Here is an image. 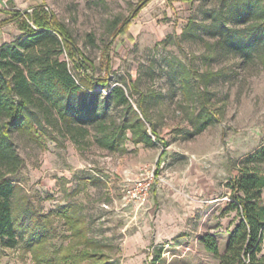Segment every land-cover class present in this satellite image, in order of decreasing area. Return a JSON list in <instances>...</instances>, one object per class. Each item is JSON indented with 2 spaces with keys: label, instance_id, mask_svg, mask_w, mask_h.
<instances>
[{
  "label": "rangeland",
  "instance_id": "1",
  "mask_svg": "<svg viewBox=\"0 0 264 264\" xmlns=\"http://www.w3.org/2000/svg\"><path fill=\"white\" fill-rule=\"evenodd\" d=\"M140 1H34L46 2L68 25L97 76L106 74L103 50L113 41L111 83L137 82L140 92L131 100L137 107L143 96L160 140L136 142L128 131L123 148L110 151L91 135L80 146L68 136L62 143H40L18 135L25 165L16 174L13 205L17 216L30 215L18 226V242L0 246V264H220L201 237L214 234L225 252L240 219L227 210V183L264 144V44L255 42L250 53L237 44L247 41L256 17L246 15L244 22L236 13L255 0H150L129 23L130 36L113 37L112 21L121 23ZM256 2L264 8V0ZM7 3L9 9L25 8ZM4 31L11 40L21 35L16 22ZM61 56L73 73H84L66 52ZM185 68L192 73V96L180 78ZM211 72L213 78L204 77ZM200 88L207 90L206 104L216 117L197 131L204 105L196 96ZM96 90L105 95L109 88ZM123 114L122 108L112 111L118 121ZM144 169L154 177L149 195L140 199L133 189ZM64 210L83 218L84 233L75 232ZM87 246L103 261L72 262L70 255ZM257 255L256 264H264V239Z\"/></svg>",
  "mask_w": 264,
  "mask_h": 264
},
{
  "label": "trees",
  "instance_id": "2",
  "mask_svg": "<svg viewBox=\"0 0 264 264\" xmlns=\"http://www.w3.org/2000/svg\"><path fill=\"white\" fill-rule=\"evenodd\" d=\"M148 1L141 0L121 23L118 19L112 21V36H130L129 23ZM5 10L10 17L0 20V25L15 21L21 32L0 46V246H14L18 242V226L30 215L17 216L13 205L18 192L16 174L25 165L18 135L40 143L44 138L62 143V137L68 136L79 146L91 135L99 146L110 151L123 148L128 131L132 132L133 140L147 145L155 144L160 135L152 125L143 96L137 101V107L131 100L135 92H140L137 82L129 84L126 78H120L111 83L112 40L106 42L103 50L106 74L97 76L71 29L46 2L32 6V10ZM236 14L244 22L246 15L256 17L246 33L247 41H237L243 52L250 53L255 42L264 44V8L256 0L245 1ZM190 26L194 29V22ZM63 52L78 71L84 70L83 74L71 71L68 61L61 56ZM215 75L211 72L204 77L210 80ZM180 76L185 94L192 96L191 71L185 68ZM97 85L108 87L107 94L96 90ZM206 92L200 88L196 93L204 104L197 131L216 117L206 104ZM119 108L124 112L121 121L112 116V111ZM227 185L232 195L227 210H235L240 219L230 232L225 252H220L214 234L203 235L201 241L220 257V264H256L264 239V144L244 158L239 173ZM64 216L75 232H85L86 226H80L85 223L82 217L68 210H64ZM83 236L87 243H93L88 234ZM70 257L72 262L79 257L103 261V254L89 246Z\"/></svg>",
  "mask_w": 264,
  "mask_h": 264
},
{
  "label": "crops",
  "instance_id": "3",
  "mask_svg": "<svg viewBox=\"0 0 264 264\" xmlns=\"http://www.w3.org/2000/svg\"><path fill=\"white\" fill-rule=\"evenodd\" d=\"M14 1L18 3L19 8H23V7H20L21 6L20 4H25V8H23V10H27V9L31 8L32 6H34V5L39 3V2L35 3L34 1H36V0H14ZM29 4H31V5L29 6ZM5 9H9L7 0H0V20L7 19L8 17H10V14ZM14 23H15V21H10V22H8L6 24L0 25V44L1 45L4 42H7V41L11 40V39H8L6 37L5 31H4V26L8 25V24L12 25Z\"/></svg>",
  "mask_w": 264,
  "mask_h": 264
},
{
  "label": "built area",
  "instance_id": "4",
  "mask_svg": "<svg viewBox=\"0 0 264 264\" xmlns=\"http://www.w3.org/2000/svg\"><path fill=\"white\" fill-rule=\"evenodd\" d=\"M141 174L143 177L137 181L136 186L133 189V193L140 199H146L152 188L154 172L144 169Z\"/></svg>",
  "mask_w": 264,
  "mask_h": 264
}]
</instances>
